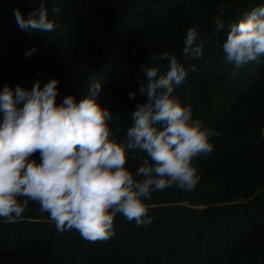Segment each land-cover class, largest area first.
<instances>
[{"label":"trees","instance_id":"16d2710c","mask_svg":"<svg viewBox=\"0 0 264 264\" xmlns=\"http://www.w3.org/2000/svg\"><path fill=\"white\" fill-rule=\"evenodd\" d=\"M232 1L47 0L57 24L47 32L21 29L13 15L19 7L26 16L39 0H0V88L19 82L30 89L37 79L43 87L57 77L60 102L100 82L120 139L144 99H129L128 92L146 80L143 66L166 70L158 57L169 51L197 66L174 94L220 133L210 137L211 152L194 158L201 179L191 191L173 186L152 193L149 223L117 214L110 238L89 240L74 228L57 231L30 200L19 219L0 218V264H264V58L234 67L221 48L229 26L264 0H241L222 15ZM193 26L203 41L195 60L180 56ZM33 45L36 52L25 57ZM32 156L38 161V152ZM140 163L132 157L126 166Z\"/></svg>","mask_w":264,"mask_h":264},{"label":"clouds","instance_id":"9594fccd","mask_svg":"<svg viewBox=\"0 0 264 264\" xmlns=\"http://www.w3.org/2000/svg\"><path fill=\"white\" fill-rule=\"evenodd\" d=\"M46 2L39 0L26 16L14 8L17 25L52 31L57 24L49 19ZM222 27V21L216 24L217 30ZM202 44L198 26L188 28L180 56L199 59ZM221 48L234 67L264 58V4L229 26ZM36 50L33 45L24 56ZM158 59L167 61L166 70L143 66L146 80L128 92L129 99L137 94L144 99L136 102L120 139L109 123L114 112L102 104L100 82L79 98L67 94L60 102L57 77L43 87L37 79L30 89L19 82L0 88V218L19 219L31 200L57 231L74 228L85 239H108L117 214L136 225L150 222L146 201L153 192L173 186L191 191L197 185L201 176L194 158L211 152L210 137L220 133L174 94L196 64L186 65L169 51ZM37 152L38 161L32 156ZM132 157L141 161L134 170L126 166Z\"/></svg>","mask_w":264,"mask_h":264},{"label":"water","instance_id":"95a60500","mask_svg":"<svg viewBox=\"0 0 264 264\" xmlns=\"http://www.w3.org/2000/svg\"><path fill=\"white\" fill-rule=\"evenodd\" d=\"M241 0L232 1L222 12V15L226 14L232 7L236 6ZM222 15L218 17V22L222 21ZM264 135V131H263Z\"/></svg>","mask_w":264,"mask_h":264}]
</instances>
